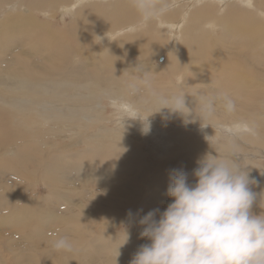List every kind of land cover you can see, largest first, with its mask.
I'll return each instance as SVG.
<instances>
[{"label": "bare ground", "instance_id": "bare-ground-1", "mask_svg": "<svg viewBox=\"0 0 264 264\" xmlns=\"http://www.w3.org/2000/svg\"><path fill=\"white\" fill-rule=\"evenodd\" d=\"M14 1L23 4L16 8L13 0H0L1 12H8L0 23V45L14 49L7 58L0 55V257L4 264H8L4 253L14 251L18 253L13 264H25L27 253L36 252L38 256L26 264H130L139 246L149 243L140 236L142 227L137 224L128 231L130 239L124 245V232L109 227L118 225L117 229L125 220L138 223L153 209L163 211L171 202L166 194L171 170H184L185 164L192 166V160L212 152L214 146L209 145L216 142L206 143L209 135H224L221 139L231 145L225 144L222 156L237 159L264 178V82L257 78L264 69V40L260 41L264 19L257 15L264 9V0H162L166 11L148 22L131 0H101L109 2L106 8L92 0ZM36 3L51 7L52 13L59 6L63 15L77 6L82 9L61 30L34 16L35 8H41ZM26 5L31 9L26 10L28 16L16 13ZM12 8L16 10L10 12ZM94 36L104 47L88 43ZM162 53L165 70L153 68ZM145 71L161 93L187 92L191 108L201 95L223 91L235 101L236 110L229 114L217 102L214 117L202 125L191 117L186 123L168 109L155 112L159 105L141 83ZM104 99L125 107L121 111L129 109L133 116L146 117L147 122L134 117L140 122L127 124L144 129L147 123V134L158 142L167 136L181 152L178 159L168 157L152 167L135 146V137L102 125L108 120ZM88 126H99V134L95 131L92 137L90 130L89 137L83 138ZM144 135L138 133L140 138ZM67 140L71 149L80 151H66ZM191 169L184 171L194 183ZM253 172L249 175L258 178ZM33 183H42L47 194L32 197ZM253 191H264V182ZM258 204L259 196L253 206L256 214L262 211ZM113 218L115 224L107 222ZM59 236L70 239L71 251L54 249L53 241ZM33 240L44 242L39 251L41 244ZM25 243L32 246L30 251ZM42 252L51 261L43 263Z\"/></svg>", "mask_w": 264, "mask_h": 264}, {"label": "clouds", "instance_id": "clouds-1", "mask_svg": "<svg viewBox=\"0 0 264 264\" xmlns=\"http://www.w3.org/2000/svg\"><path fill=\"white\" fill-rule=\"evenodd\" d=\"M131 3L145 22L166 11L162 0ZM141 83L159 105L155 112L168 109L186 123L190 117L199 119L201 125L211 120L217 102L229 114L236 110L235 101L223 91L201 95L198 105L196 101L191 108L186 103L187 92L181 89L170 95L161 93L153 87L146 71ZM143 131H150L147 123ZM196 163L191 173L194 183L183 169L171 170L166 190L171 202L163 211L153 209L139 218L140 236L149 243L139 246L130 264H264V191H253L259 182L237 159L216 151L205 153ZM258 196L262 211L256 214L253 206ZM128 215H133L131 210ZM123 229L122 245L130 239L128 230ZM53 247L71 251L73 244L67 236H59Z\"/></svg>", "mask_w": 264, "mask_h": 264}, {"label": "rangeland", "instance_id": "rangeland-1", "mask_svg": "<svg viewBox=\"0 0 264 264\" xmlns=\"http://www.w3.org/2000/svg\"><path fill=\"white\" fill-rule=\"evenodd\" d=\"M13 2H16V3H12V6L14 5L16 8H18L19 6H20V4H23V3H19V2H17V1H14L13 0ZM92 2H94V3H97L98 5H101V6H103L105 3H109V2H106V1H102L101 2V0H92ZM16 4V5H15ZM17 5H18V7H17ZM36 6L39 8L40 6H41V10L40 9H37V8H35V11L33 12V14H34V16L35 17H38L39 18V20H41V22H47V23H49V24H51L53 27H55V28H59V29H61V30H65L67 27H68V25L71 23V21L74 19V17L75 16H73V15H75V12L76 11H79V10H81L82 9V6H81V8H80V6H77V8H75V10L70 14H65V15H63V13H62V11L59 9L58 10V8H59V6L56 8L58 11H56V9H55V11H54V13H52L53 11H52V9H51V7H49V6H42V3L41 4H39V5H37V3H36ZM69 6V5H68ZM28 7V8H27ZM103 7H105L106 8V4L103 6ZM43 8V9H42ZM27 9H29V10H31L30 9V7L29 6H25L24 7V9L23 10H16V9H11L10 10V12H14L13 10H16L15 12L16 13H23L24 14V16H28V14H30V11L29 12H27L26 10ZM78 9V10H77ZM263 10V11H262ZM2 10L0 9V23L4 20V18L5 17H3V16H6L7 15V13L8 12H6V11H4L3 13L1 12ZM38 11V12H37ZM6 12V13H5ZM37 14H36V13ZM44 12H46V13H44ZM50 12V13H49ZM100 13V12H99ZM99 13H96L95 15H96V17L97 18H100V16H101V13L99 14ZM258 13H259V17L261 18V19H264V9H259L258 11H257V15H258ZM48 14V15H47ZM55 14V15H54ZM39 15V16H38ZM44 16H45V18H44ZM48 18H47V17ZM52 16H54V17H52ZM54 19H52V18ZM47 18V19H46ZM44 20V21H43ZM50 21V22H49ZM66 27V28H65ZM131 31H134V30H131ZM135 31H136V29H135ZM171 36L173 35V34H170ZM97 38V36H94V37H91V38H89V41H88V43H91V46H96L95 45V42H98L99 44L101 43V41L100 40H98V39H96ZM172 39V38H171ZM88 40V39H87ZM262 40H264L263 38L262 39H260V41H262ZM163 42V41H162ZM87 43V42H86ZM12 44V43H11ZM261 44L263 45V43L261 42ZM100 45H102L103 47H104V44L103 43H101ZM3 47L0 45V55L3 57V58H7L6 57V54H8L10 51H12V49H13V47L11 46V48L10 47H6V48H3ZM11 50H10V49ZM6 50V51H5ZM14 50V49H13ZM3 52V53H2ZM4 55V56H3ZM166 56V54L165 53H162V54H160V55H158L157 57H156V61L155 62H153L152 63V67L153 68H156V69H160V68H162V69H164L165 70V62H163L162 60H163V57L165 58V56ZM134 63H136V62H134ZM162 66V67H161ZM262 67V69L264 68V65L263 66H261ZM264 69H263V71L261 72V73H259L258 74V76H257V78H259L258 80H261V81H263L264 82ZM154 73L155 72H153L152 73V75H154ZM180 81H181V77H179V78H177L176 79V85L177 84H179L180 83ZM106 100V101H105ZM112 101V102H111ZM103 102H105V104H106V106H107V108H108V111H107V113H106V115H107V118H108V120L107 121H105L102 125L104 126L105 125V127H107V128H110V129H116V130H118V131H120V132H122V133H124L125 135H128L129 137H132V138H136L137 139V141H135V139H133L134 141H135V146H138V148L142 151V153H143V155H144V158H145V160L152 166V167H154V166H158L161 162H164V160L166 161L167 159H171V158H173L174 159V161H176L177 159H178V157L180 156V153L181 152H179L177 149H176V146L174 145V143L171 145V143H170V141H169V139L167 138V136L164 138V139H161L162 141L159 143L158 141H156L155 139H153L151 136L152 135H148L147 133H146V135H144V136H142L141 138L140 137H138V133H145V132H143V129H140L139 128V126H135V125H131V126H128V124L127 123H129V124H134V123H137V122H140L139 120H132V118H137V119H141L142 118V120H143V122H147V120H146V117H141V116H133V115H131V114H129L127 111L129 110V109H125L124 111H121V109H123V108H125V107H121V105L120 104H117V103H115L112 99H104V101ZM119 102H121V103H124V102H126V100H120ZM115 106V107H114ZM114 107V108H113ZM120 107V108H119ZM118 108V109H117ZM129 115H128V114ZM115 114V115H114ZM121 114H123L122 116H121ZM110 115V116H109ZM126 115V116H125ZM118 116V117H117ZM109 118H111V119H109ZM113 118V119H112ZM116 119V120H115ZM111 120V121H110ZM146 120V121H145ZM109 121V122H108ZM127 121V122H126ZM132 121V122H131ZM112 124H111V123ZM117 122H119V123H117ZM100 123V122H99ZM109 124V125H108ZM98 125H100V124H98ZM122 125V126H121ZM124 126H126V127H124ZM121 129V130H120ZM183 129H186V128H183ZM91 130V131H90ZM100 130V127L99 126H93V127H91V126H88L87 127V129H84V131L83 132H85V131H87V132H85L83 135V138H87V137H89V131L92 133V137H95L96 135H98L99 134V131ZM139 130H142V131H139ZM97 132V134L96 135H94L96 132ZM135 131V132H134ZM138 131V132H137ZM185 131H187V130H185ZM224 132H226V131H224ZM123 134V135H124ZM204 134L207 136V134L204 132ZM221 137H224V135H222L221 134V136L219 137L218 135H213V137L211 136V135H209V137H208V140H206V143H209L210 142V144H213V142H216V144H213V145H209V146H214L213 147V150H212V152H214L213 154H215V151L218 153V154H220V155H222V154H226L225 152H223L224 150L223 149H225V144H229V145H231V142H225V141H223L222 139H221ZM76 138H78V136H76ZM51 141V140H50ZM53 141V140H52ZM205 141V140H204ZM169 142V143H168ZM70 143H71V140H67L66 141V151H70V152H74L73 154H76L77 152H79L80 150H78L79 148H73V149H71L70 148ZM167 144V145H166ZM157 145V146H156ZM208 146V145H207ZM64 147V145H61V149ZM223 147V148H222ZM68 148V149H67ZM217 148V149H216ZM48 149H50V148H48ZM216 149V150H215ZM84 151H85V149H83ZM221 150H222V152H221ZM170 152V153H169ZM169 153V154H168ZM162 154V155H161ZM168 154V155H167ZM167 155V156H166ZM170 155H172V156H170ZM169 157V158H168ZM183 157H184V155H183ZM167 158V159H166ZM192 162H194V163H190L192 166H190V165H187V164H185L186 166H187V168L186 169H184V170H189L190 168H192L191 170H193L194 168H196L197 167V161L196 160H192ZM241 165H245V164H241ZM150 166V167H151ZM244 167H246V166H244ZM178 169V168H177ZM248 169V168H247ZM249 172H253V171H249ZM253 174L256 176V177H258V178H256V179H259L258 181L259 182H264V178H263V176H262V174H260L259 172H253ZM37 187H36V186ZM27 186V185H26ZM43 186V187H42ZM45 187H44V185L42 184V183H33L31 186H30V188H29V190H30V194H31V196L32 197H43L44 195H46L47 194V192L45 191V189H44ZM39 189V190H38ZM35 190V191H34ZM104 196H106L107 197V195H104ZM89 197H91V195H89ZM91 199L92 198H89L88 200H89V202L91 201ZM115 218H113V219H111V220H107V222L108 223H112V224H115ZM107 222H104V223H106L107 224ZM123 222H127L126 224H123L122 226H120L119 228H117V229H115L116 228V226H118V225H115L114 226V228L112 229V228H110L109 226V229L110 230H114L115 232H119V233H123L124 232V229L123 228H126L128 231H133L134 230V228L136 227V226H138L139 225V223H135L134 221H132V222H128L127 220H125V221H123ZM39 223H41V222H39ZM38 224V223H37ZM36 224V225H37ZM138 224V225H137ZM4 225H6V226H8L7 224H4ZM120 225V224H119ZM140 226V225H139ZM16 226H15V224H12V226H11V228H13L14 230H16V228H15ZM50 229V227H48L46 230H49ZM16 232V231H15ZM19 236L20 235H17L16 236V239H18L19 238ZM15 239V240H16ZM43 239V238H42ZM15 242V241H14ZM21 241H19V243H18V245H21L22 244V242L20 243ZM43 241H38L37 242V240L36 241H34L33 240V242L32 243H34V244H37V245H39V244H41V246L40 247H37V249H36V251H39L40 250V248L42 247V245H43V243H42ZM25 245H26V247H27V250L28 251H30L31 250V248H32V246L30 245V244H28V243H25ZM25 248V247H24ZM46 248H48V247H46ZM2 251H3V249H2ZM17 251H14V252H12L11 254L9 253V252H5L4 253V259H6V262L8 263V264H13L14 263V261L16 260L15 259V256L17 255ZM38 253L39 252H36V253H34V254H31V253H27V255L25 256V260H26V262H25V264L27 263V262H29L28 261V259H30L32 256H33V258H36L37 256H38ZM44 253L45 252H42V256H43V259H42V261H43V263H45V260L47 261V262H49V261H51V259L49 258V257H44ZM9 255V256H8ZM2 256V257H3ZM1 257H0V264H4V261H3V259H2V261H1Z\"/></svg>", "mask_w": 264, "mask_h": 264}]
</instances>
